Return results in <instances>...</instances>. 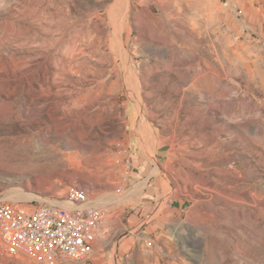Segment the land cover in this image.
Returning a JSON list of instances; mask_svg holds the SVG:
<instances>
[{
    "label": "rangeland",
    "instance_id": "374dc122",
    "mask_svg": "<svg viewBox=\"0 0 264 264\" xmlns=\"http://www.w3.org/2000/svg\"><path fill=\"white\" fill-rule=\"evenodd\" d=\"M75 190L87 264H264V0H0V200Z\"/></svg>",
    "mask_w": 264,
    "mask_h": 264
},
{
    "label": "built area",
    "instance_id": "2783aa9c",
    "mask_svg": "<svg viewBox=\"0 0 264 264\" xmlns=\"http://www.w3.org/2000/svg\"><path fill=\"white\" fill-rule=\"evenodd\" d=\"M102 211L79 190L63 202L44 201L31 208L0 200V258L87 264L104 222ZM54 212H61V219H54Z\"/></svg>",
    "mask_w": 264,
    "mask_h": 264
},
{
    "label": "bare ground",
    "instance_id": "6f19581e",
    "mask_svg": "<svg viewBox=\"0 0 264 264\" xmlns=\"http://www.w3.org/2000/svg\"><path fill=\"white\" fill-rule=\"evenodd\" d=\"M31 147V146H30ZM33 149V148H32ZM31 149V150H32ZM36 149V148H35ZM34 149V150H35ZM36 153H38V152H36ZM36 153H35V151H33L32 153H30V157H32L33 155H35L36 156ZM28 154V153H27ZM39 154V153H38ZM29 157V158H30ZM40 157V156H39ZM32 158H34V156L32 157ZM38 158V157H37ZM28 163V162H27ZM32 164V163H31ZM23 167H25L24 166V164H23ZM22 168V167H21ZM253 202V201H252ZM54 219H61V212H54ZM102 220H103V216H102Z\"/></svg>",
    "mask_w": 264,
    "mask_h": 264
}]
</instances>
